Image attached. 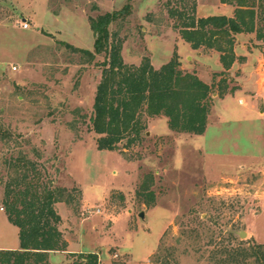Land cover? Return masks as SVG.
<instances>
[{
    "label": "rangeland",
    "instance_id": "374dc122",
    "mask_svg": "<svg viewBox=\"0 0 264 264\" xmlns=\"http://www.w3.org/2000/svg\"><path fill=\"white\" fill-rule=\"evenodd\" d=\"M168 1L0 0V127L15 136L0 141V249L19 247L2 200L4 159L23 153L53 185L72 190L70 204L55 205L69 251L97 253L99 264H264L236 263L223 251L264 246V42L255 32L236 34L234 51L245 61L217 76L227 89L219 96L213 87L203 134L171 130L162 115L144 116L140 141L124 139L108 150L96 146L89 128L103 56L85 63L63 43L92 50L90 17L131 7L109 26L128 64L148 57L159 67L176 53L183 70L207 83L223 69L219 52L181 38ZM233 9L196 0L197 16Z\"/></svg>",
    "mask_w": 264,
    "mask_h": 264
},
{
    "label": "trees",
    "instance_id": "16d2710c",
    "mask_svg": "<svg viewBox=\"0 0 264 264\" xmlns=\"http://www.w3.org/2000/svg\"><path fill=\"white\" fill-rule=\"evenodd\" d=\"M234 6L232 15H196V0H173L168 14L175 20L181 38L196 49L201 46L219 52L223 69L212 74V82L203 81L195 72L180 67L176 53L159 67L148 57L139 64H128L122 57V39L110 32L112 22L124 18L131 7H124L89 18L94 35L93 49L67 47L82 53L83 62L91 63L98 55L103 60L101 76L96 85L89 128L94 131L99 149L116 150L126 139V145L140 141L144 133V116H165L171 130L203 134L211 112L213 87L218 95L227 89L226 79L218 75L229 70L234 62H244V55L235 54V36L255 32L264 42V0H220ZM172 3V1H168ZM217 82V83H215ZM13 132L0 127V141L14 139ZM9 179L5 183L3 208L10 223L18 228L19 247L0 249V264H52L51 251H65L67 241L59 229L61 216L55 204H70L72 190L48 181L45 168L27 154L4 159ZM75 190V189H73ZM153 198V192L149 191ZM233 262L244 263L249 258L264 262V246L251 248L233 246L223 249ZM70 264H99L94 252H67Z\"/></svg>",
    "mask_w": 264,
    "mask_h": 264
},
{
    "label": "crops",
    "instance_id": "0c3cea01",
    "mask_svg": "<svg viewBox=\"0 0 264 264\" xmlns=\"http://www.w3.org/2000/svg\"><path fill=\"white\" fill-rule=\"evenodd\" d=\"M241 63H244V62H241ZM259 113H261L260 111H259ZM260 120V122H262L261 120V118L259 119ZM251 121V120H250ZM56 205V204H55ZM67 252H73V251H69L68 250V242H67V247H66V250L65 251H51L50 253H49V258H50V256H51V254H54V253H60V254H63V259L65 258V256H66V253Z\"/></svg>",
    "mask_w": 264,
    "mask_h": 264
},
{
    "label": "water",
    "instance_id": "95a60500",
    "mask_svg": "<svg viewBox=\"0 0 264 264\" xmlns=\"http://www.w3.org/2000/svg\"><path fill=\"white\" fill-rule=\"evenodd\" d=\"M141 218H144V212L141 211L139 214H138ZM244 234V231H240L239 232V235H243Z\"/></svg>",
    "mask_w": 264,
    "mask_h": 264
},
{
    "label": "built area",
    "instance_id": "2783aa9c",
    "mask_svg": "<svg viewBox=\"0 0 264 264\" xmlns=\"http://www.w3.org/2000/svg\"><path fill=\"white\" fill-rule=\"evenodd\" d=\"M23 27H24V28H27V27H28V23H27V22H24V23H23ZM13 68H14V67H13Z\"/></svg>",
    "mask_w": 264,
    "mask_h": 264
}]
</instances>
